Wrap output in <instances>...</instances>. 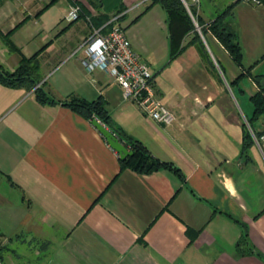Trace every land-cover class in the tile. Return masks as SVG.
I'll return each instance as SVG.
<instances>
[{"label":"crops","instance_id":"crops-1","mask_svg":"<svg viewBox=\"0 0 264 264\" xmlns=\"http://www.w3.org/2000/svg\"><path fill=\"white\" fill-rule=\"evenodd\" d=\"M98 1L101 13L111 18L122 9L119 23L154 70L155 91L176 116L172 127L125 101L107 73L85 68V55L77 48L97 30L88 16L97 11L87 0H77L84 13L72 23L65 16L75 0H0V67L14 71L21 59L7 38L27 58L40 52L42 83L51 97L102 98L120 129L178 167L184 178L167 169L149 175L122 170L119 153L93 120L0 82L2 245H38L35 262L25 264H264V170L250 153L247 160L241 157L244 123L237 120L236 136L234 121L219 118L228 110L207 106L227 94L217 75L219 57L236 66L232 81L239 67L211 32L203 41L208 50L213 45L212 62L197 44L188 46L171 63L179 66V83H203L204 94L195 96L200 106H193L184 94L164 88L157 76L169 61L163 7L144 13L152 0ZM185 1L206 26L222 13L212 0ZM254 48L253 73L264 62V51ZM243 52L248 53L244 46ZM187 56L197 72L181 70L190 67ZM200 78L212 81L216 93ZM189 230L197 232L193 241ZM241 240L244 254L237 251ZM9 253V262L3 257L2 263L16 264Z\"/></svg>","mask_w":264,"mask_h":264},{"label":"trees","instance_id":"trees-1","mask_svg":"<svg viewBox=\"0 0 264 264\" xmlns=\"http://www.w3.org/2000/svg\"><path fill=\"white\" fill-rule=\"evenodd\" d=\"M93 8L97 11L96 15H90L89 20L93 26L97 29H101L103 33L110 31L113 22L107 14L101 13V2L98 0H87ZM264 5V0H261ZM161 5L167 14V23L169 31V58L170 62L181 56L190 45L197 44L201 49L203 55L212 62V58L206 44L204 43L197 27L194 23L195 20L199 22V28L206 37L209 32L214 35L223 47L228 51L234 63L239 67L241 73L232 82L233 84H239V81L247 76L254 81L257 86V92L252 95L251 101L254 106L253 117L248 121L249 124H253L260 116L264 115V84L259 79L261 76L254 75L253 69L256 65L246 68L244 66V52L243 47L240 44L238 36L234 29L228 24H224L220 17L210 25L209 29H206L204 21L198 16L197 9L194 7H187L182 0H152V3L145 9L144 13L149 11L155 5ZM81 14L84 13V8L81 6ZM232 7H228L226 12L229 13ZM122 9L116 13V16H120ZM225 15V12L222 16ZM115 16V17H116ZM124 18L123 15L118 17V22ZM140 16L134 20L138 21ZM191 37V40L186 43V39ZM7 43L12 51L18 52L21 55L19 65L14 71H8L0 67V82L10 87H23L26 90L34 91L36 98L42 104L55 105L61 103L63 106H67L74 111L79 112L86 118L94 120L97 118L103 124H105L112 132L125 144V146L132 152V155L127 157L126 160H121L122 170H131L141 175H149L157 172L161 169H167L175 173L180 178H184L181 170L173 165L157 158L143 143L139 140H135L129 137L122 129H120L112 120L110 112L106 106L105 101L99 98L94 101L87 100L79 96H70L65 100H56L49 95L45 90L42 83L43 77L41 75L40 65V52L34 56L27 58L23 56L19 49L16 48L7 38ZM254 145V140L248 131L246 124H243V146L241 149V157L246 160L249 158V150ZM189 236L191 241L197 237V232L189 230ZM242 240L238 243L237 251L240 249ZM0 259L3 262V256L0 254Z\"/></svg>","mask_w":264,"mask_h":264},{"label":"rangeland","instance_id":"rangeland-1","mask_svg":"<svg viewBox=\"0 0 264 264\" xmlns=\"http://www.w3.org/2000/svg\"><path fill=\"white\" fill-rule=\"evenodd\" d=\"M212 3L213 5H215L214 7L216 9H221L220 13H222L218 17H220L224 24H228L234 29L238 36L240 44L242 45V47L244 46V50L248 52L247 55L244 54L243 63L246 68H250L252 59L255 57L253 56V53L250 52H253V50L255 49L254 47H257L261 51H264V5L246 4L237 2L236 0H212ZM228 7H232L229 13L226 12ZM224 12L225 15L222 16ZM194 23L196 27L199 26L198 20H195ZM210 25H205L206 29H209ZM197 30L199 31L203 40H205L204 38L208 37L209 33L205 37L202 33L201 28L197 27ZM208 51L212 59L213 56H217L211 43L210 50ZM219 58L221 60V67H218L219 74L217 75H219L218 77L221 79V84L223 85V88L226 89L227 94L222 97H218L219 100L214 103L207 104V106L215 110L222 108L228 111H223L222 117L211 116V118H222L223 123L225 122L226 118L228 119V122L230 120H232V122L234 121V135H236L241 130V126L237 124V120L239 119L240 123L246 124L253 140L257 141L262 136H259V134H257L258 131L264 129V115L260 116L251 125L248 122L254 114V106L251 101V97L257 92V87L255 83L252 82L251 78L247 76L243 77L239 81V84H233L231 76L232 72L234 71V67L236 66L228 58ZM186 59L187 60L185 63H187V65H190L191 63L188 56L186 57ZM168 60L169 61L165 63V69H163V71H161V69H158L159 71L157 72V76L160 83L164 86V88H167L172 92L184 94L193 106L195 105L196 107H199L200 105L198 104L195 96L198 95L199 97H202V95L204 94L205 88H203V83H179L175 75V73L180 70L179 66L177 64L169 63L170 58ZM260 62L261 64L257 67L254 75L261 76L259 79L264 84V62ZM181 70L186 72H197L199 69L194 64H192L190 65V67H183ZM152 71L154 73L153 69ZM240 73L241 71L239 70V74ZM204 78L200 79L207 83L205 84L211 90V92L216 93V87L214 86V84H211L212 81L210 83L209 79ZM249 153L253 164L256 167H259V169L264 170V153L262 152L261 148L255 143V145L251 147ZM1 242L2 240L0 239V254L5 258L6 262H9L8 258H10V256L12 255L9 252L13 251L16 264L33 263L35 262L33 259L35 255L34 253L41 250V248H39V246L34 243L14 241V244H6L7 246L4 247L5 245H2Z\"/></svg>","mask_w":264,"mask_h":264},{"label":"built area","instance_id":"built-area-1","mask_svg":"<svg viewBox=\"0 0 264 264\" xmlns=\"http://www.w3.org/2000/svg\"><path fill=\"white\" fill-rule=\"evenodd\" d=\"M246 4L263 5L261 0H236ZM188 7V6H187ZM81 6L75 0L65 16L69 23L79 20ZM116 16L109 32L93 31L77 48L83 52L82 60L89 72L102 70L122 88L125 101L136 103L147 116L158 123L172 127L176 122L173 111L158 97L155 91V74L141 54L133 47L125 28ZM263 143V145H262ZM264 153V135L257 140ZM0 264H3L0 259Z\"/></svg>","mask_w":264,"mask_h":264},{"label":"water","instance_id":"water-1","mask_svg":"<svg viewBox=\"0 0 264 264\" xmlns=\"http://www.w3.org/2000/svg\"><path fill=\"white\" fill-rule=\"evenodd\" d=\"M183 2L187 3L185 0ZM199 28V26H197ZM94 126L103 134V136L106 138L107 142L113 148L116 150L119 155L120 159L122 161L126 160L127 157L132 155V152L129 151V149L125 146V144L112 132L111 129H109L105 124H103L100 120L95 118L93 120Z\"/></svg>","mask_w":264,"mask_h":264}]
</instances>
